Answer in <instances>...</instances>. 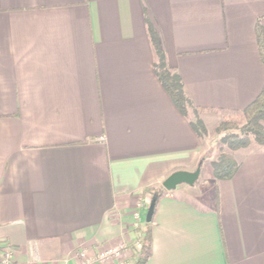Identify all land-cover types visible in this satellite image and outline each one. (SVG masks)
<instances>
[{"label":"crops","instance_id":"obj_1","mask_svg":"<svg viewBox=\"0 0 264 264\" xmlns=\"http://www.w3.org/2000/svg\"><path fill=\"white\" fill-rule=\"evenodd\" d=\"M258 27L264 39V0H0L11 264L132 245L153 192L207 152L154 73L149 28L194 112L238 113L264 86ZM229 155L236 172L206 193L163 188L145 264H264V144Z\"/></svg>","mask_w":264,"mask_h":264},{"label":"trees","instance_id":"obj_2","mask_svg":"<svg viewBox=\"0 0 264 264\" xmlns=\"http://www.w3.org/2000/svg\"><path fill=\"white\" fill-rule=\"evenodd\" d=\"M257 45L261 61L264 65V39L260 27L256 30ZM149 37L153 47L154 65L153 70L160 81L163 88L169 94L177 109L186 114L187 107L191 104L186 98L183 90V84L180 77L165 62L164 52L161 47L160 40L152 28H149ZM198 109V108H196ZM244 122L241 126H236L234 122H225L221 124L219 130L223 131V142L226 143L231 150L244 148L250 143V136L258 143L264 144V86L257 97L246 106L241 112ZM191 126L195 133L203 138L205 135L202 123L198 120L191 121ZM205 160L204 157L201 158ZM212 175L215 179H229L238 168L237 162L230 156L221 154L218 160L211 162ZM165 193L163 188L154 191L151 198L155 200V204L159 197ZM155 208V207H154ZM153 219V217H152ZM152 222L144 223L141 236V248L138 256L133 259L131 264H145L150 256V242Z\"/></svg>","mask_w":264,"mask_h":264},{"label":"rangeland","instance_id":"obj_3","mask_svg":"<svg viewBox=\"0 0 264 264\" xmlns=\"http://www.w3.org/2000/svg\"><path fill=\"white\" fill-rule=\"evenodd\" d=\"M194 111L195 110L191 109V107H187V112L189 113L191 119L193 121L198 120L202 123V126L205 131V135L203 136L202 139L206 140V151L207 152L203 154V156H201V158L204 157L205 160H203V163H202L200 176L194 184L195 190L193 191V193H206L209 190V188H211V183H212V180L214 179L212 175L211 162L218 160L221 154L230 156L229 155L230 151H233L229 148V146L226 143L222 141L223 131L219 130L221 124L231 121V122H234L236 126L238 127L243 124L244 119L242 117V114H240V112L238 113H225V112L212 113V112L200 111L197 113ZM196 114H197L198 119L195 118ZM262 126L264 127V123H262ZM250 140L252 141L254 140L252 136H250ZM143 228H144V225H141V226H137V228L135 229L136 231H138L137 233H139V235H137V241L135 243H133L132 245L123 247V248H118L119 249L118 253L120 254L119 256H115L110 252V253H105L107 255H104L102 259H99V257H101L102 254L95 253L96 255L95 254L91 255V257L88 255L89 258L85 256V258L82 257L81 260L90 259L87 261L88 264H107V262H111V261L119 262L120 264H131L133 259H135L138 256V253L140 251V248H141L140 238L142 236L141 234H142ZM14 251L15 250H13V255H14ZM79 252L80 250L78 251V253ZM78 253H77V258H78V261H80V257L78 256Z\"/></svg>","mask_w":264,"mask_h":264},{"label":"water","instance_id":"obj_4","mask_svg":"<svg viewBox=\"0 0 264 264\" xmlns=\"http://www.w3.org/2000/svg\"><path fill=\"white\" fill-rule=\"evenodd\" d=\"M202 163L203 160L200 159L196 168L192 172L182 171V170L173 172L164 180L163 188L166 191H171L174 190L176 186L181 184H185L188 186L194 185L200 176ZM154 207H155V200L152 199L146 212V216H145L146 223L151 222L154 213Z\"/></svg>","mask_w":264,"mask_h":264},{"label":"built area","instance_id":"obj_5","mask_svg":"<svg viewBox=\"0 0 264 264\" xmlns=\"http://www.w3.org/2000/svg\"><path fill=\"white\" fill-rule=\"evenodd\" d=\"M123 247H126L124 244L122 245H118V246H115V247H112V248H109V249H104V250H99L97 253H101V257H99V259H102V257L104 255H107L105 253H112L113 255L115 256H119L120 254L118 253L119 249L118 248H123ZM13 247L8 245V244H0V264H10L11 261H12V258H13ZM95 254V255H96ZM78 256L80 257V261H78L76 264H88V260L90 259H82L81 258H85V256H87V258H89L87 252L85 250H82L78 253ZM91 257V256H90ZM105 258V257H104ZM109 258V257H108ZM111 258V257H110ZM118 261V260H116ZM107 264H120L119 262H114V261H111V262H107Z\"/></svg>","mask_w":264,"mask_h":264}]
</instances>
